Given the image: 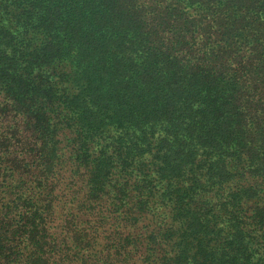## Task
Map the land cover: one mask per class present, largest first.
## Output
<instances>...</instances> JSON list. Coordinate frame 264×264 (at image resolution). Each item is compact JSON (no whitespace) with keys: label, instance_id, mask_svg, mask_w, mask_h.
<instances>
[{"label":"trees","instance_id":"16d2710c","mask_svg":"<svg viewBox=\"0 0 264 264\" xmlns=\"http://www.w3.org/2000/svg\"><path fill=\"white\" fill-rule=\"evenodd\" d=\"M0 264H264V0H0Z\"/></svg>","mask_w":264,"mask_h":264}]
</instances>
